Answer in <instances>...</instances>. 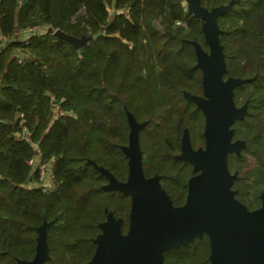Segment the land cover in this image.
Masks as SVG:
<instances>
[{"label":"trees","instance_id":"16d2710c","mask_svg":"<svg viewBox=\"0 0 264 264\" xmlns=\"http://www.w3.org/2000/svg\"><path fill=\"white\" fill-rule=\"evenodd\" d=\"M229 1L200 4L210 9ZM216 22L224 75L250 78L235 89L238 103L248 100L247 114L234 123L240 125L237 136L245 135L255 148L251 153L262 155L264 0H237ZM34 25L45 29L26 41L11 40ZM56 29L76 37L100 34L78 48L57 37ZM2 36L10 41L0 49V264L31 260L43 222L50 223L43 264L88 262L109 212L127 231L131 198L104 190L108 179L96 168L126 180L121 146L128 143L127 111L146 122L139 130L145 176L159 174L173 205L185 201L193 173L177 158L183 128L193 146L204 140L203 114L184 91L202 88L193 42L209 47L200 18L183 0H0ZM16 48L28 49L30 58L18 63ZM249 120L260 125L244 129ZM22 126L27 137L16 135ZM38 155L56 159L50 192L29 186L36 179L29 160ZM256 174L264 178V157ZM209 251L204 235L164 251L161 264H209Z\"/></svg>","mask_w":264,"mask_h":264},{"label":"water","instance_id":"95a60500","mask_svg":"<svg viewBox=\"0 0 264 264\" xmlns=\"http://www.w3.org/2000/svg\"><path fill=\"white\" fill-rule=\"evenodd\" d=\"M230 0L210 9L200 0H186L188 10L201 20V30L209 47L207 53L193 42L196 65L202 71L204 96L184 91L205 115V146L193 148L189 132L184 128L181 137L180 160L188 161L193 172L188 179L185 202L173 205L160 186L159 176L146 177L142 168L139 130L146 124L138 122L127 111L129 122L128 143L121 150L128 158V175L120 181L105 167L96 168L106 176L104 190H118L131 198L129 226L121 233L122 220L112 213L100 224L94 254L85 264H161L164 251L179 248L193 241L204 231L209 241V264H264V188L260 194L261 206L249 210L237 200L231 189L236 174L227 167V155L236 153L244 145L242 140L231 141V124L242 119L246 105L236 107L233 88L246 78L223 80L226 64L219 42L220 29L216 19L231 9ZM54 34L81 48L93 36L80 37L56 29ZM49 222L37 227L35 253L31 260H18L19 264H43L48 258L46 228Z\"/></svg>","mask_w":264,"mask_h":264},{"label":"rangeland","instance_id":"374dc122","mask_svg":"<svg viewBox=\"0 0 264 264\" xmlns=\"http://www.w3.org/2000/svg\"><path fill=\"white\" fill-rule=\"evenodd\" d=\"M183 5L187 6L186 0H183ZM42 27H43V29H41V31H44L45 26H42ZM17 35L18 34H15L13 36H17ZM203 39L205 40L204 34H203ZM205 51L208 53L209 49L207 48V49H205ZM222 51H223V48H222ZM223 54H224V56L226 55L224 51H223ZM201 77H202V73H201ZM195 94H198V93H195ZM199 95H203L202 88H201V92L199 93ZM235 96H236V101L238 102L240 97H238V99H237L236 90L234 88V90H233V100L234 101H235ZM246 101L248 102V100H246ZM247 102H245L244 104L247 105ZM53 108L55 110V115L54 116L57 117V115L60 112L58 113L57 106L54 105ZM246 122H247V125H246V123L243 124V128L244 129L247 128V126L250 127L252 125H254V126H256V125L259 126L260 125V123H258V121H256V120L253 121V122L250 121V120L246 121ZM263 123H264V121H263ZM239 127H240V125H236V127H234V126L232 127L231 126V129L233 130L232 131L233 133L231 135V139L233 141L239 139V140H242L244 142V145L241 147L243 149L242 150L239 149V151L241 150L240 152L238 151L239 154H238V152L236 153L237 156L240 158L239 159L240 161L238 163L236 157H234L236 154H234V153L231 154L229 152L228 153L229 155H227V167H228L230 173L236 174L235 185L232 188L234 196H236L240 201H243L241 203H243L246 206L247 202L249 204V202H251L254 199L255 200L257 199L256 203L260 202L259 193L264 187V178L259 180V178H261V176L256 174L257 173V168H258L257 167V162L254 159L253 154L249 150V143H248L249 140H247L248 138L245 135L238 136L237 138H235V136H237V134L239 133V131H238ZM234 133H235V135H234ZM262 135H264V127H263V131H262ZM190 139H191V137H190ZM203 140H204V138H203ZM204 146H205V140L203 141V143H200V141H199V142H197L194 145L195 148H198V147H202L203 148ZM140 149H141V147H140ZM250 149L252 151L254 150L253 145L251 146ZM141 155H142V164H143L144 155H143V153ZM127 161H128V158L126 160V163H127ZM142 168H143V166H142ZM127 169H128V164H127ZM143 172H144V170H143ZM191 172L193 173L192 165H191ZM156 175L159 176V174H156ZM37 176H38V174H37ZM36 180L37 179H34L29 184V186L36 185ZM159 181H160V179H159ZM160 186H161L162 190L166 193L167 197L171 200L170 195L167 194V192L165 191L164 185L162 184L161 181H160ZM257 191L259 192L258 194L256 193ZM109 213H111V212H109ZM128 217H129V215H128ZM115 218L119 219V220H123L121 217H115ZM122 226H123V221H122ZM122 226H121V233H125L126 231H123V229H122L123 227ZM128 226H129V219H128V223H127V229H128ZM204 235L207 236V234L204 231H202L199 235L195 236L194 239L196 240V238H202ZM194 239H193V241H194Z\"/></svg>","mask_w":264,"mask_h":264},{"label":"built area","instance_id":"2783aa9c","mask_svg":"<svg viewBox=\"0 0 264 264\" xmlns=\"http://www.w3.org/2000/svg\"><path fill=\"white\" fill-rule=\"evenodd\" d=\"M126 14L128 15L127 9H126ZM41 29H43V27L38 25L21 28L15 32V34L18 35L12 36L11 40L26 41L29 36L37 33H42L43 31H41ZM7 41H10L9 37L2 36L0 38V49L4 47V44L5 42L7 43ZM13 53L18 63L23 62L24 59L26 60L27 58H30L31 55L28 49L23 50L22 48L14 49ZM21 122L22 120L20 121V124ZM22 129L23 131L19 134L16 133V135L17 136L26 135L27 137L29 135V132L25 131V126H22ZM29 164L34 165V169L36 170V179H37L36 186L40 187V189L45 193L54 190L56 186L55 175H54V167L56 165V159L54 157H51L47 160L46 159L42 160L38 155L37 157L30 159Z\"/></svg>","mask_w":264,"mask_h":264},{"label":"flooded vegetation","instance_id":"af4514ba","mask_svg":"<svg viewBox=\"0 0 264 264\" xmlns=\"http://www.w3.org/2000/svg\"><path fill=\"white\" fill-rule=\"evenodd\" d=\"M224 59H225V64H226V58H225V56H224ZM226 70H227V67H226ZM226 72V71H225ZM224 72V73H225ZM235 77H240V76H235ZM234 76H225L224 74H223V80H225V79H227V78H235ZM241 78H246L247 80L246 81H249V79L250 78H248V77H241ZM245 81V82H246ZM245 82H243V83H245ZM243 83H241V84H239V85H237V86H235L234 88L236 89L238 86H240V85H242ZM201 87H202V91H203V86H202V79H201ZM234 88H233V90H234ZM187 91V90H186ZM190 92V91H189ZM192 93V92H191ZM193 94H195V93H193ZM197 95H199V93L197 94ZM201 96H204V93H203V95H201ZM185 97V96H184ZM232 98H233V95H232ZM233 102H234V104H235V106L236 107H240V106H242V105H246V104H244L245 102H247L246 100H244V102H241V103H238L237 101H236V96H235V101L233 100ZM238 105V106H237ZM201 110V109H200ZM201 112H202V110H201ZM247 112H248V104L246 105V112H245V115L247 114ZM202 114H203V112H202ZM245 115H244V117H245ZM243 117V118H244ZM242 118V119H243ZM242 119H235L234 121H233V123L231 124V126L233 127H236L235 125H234V123L237 121V120H242ZM204 125H205V115L203 114V130H202V135H203V132H204ZM230 126V127H231ZM184 128H187V127H184ZM184 128H183V130H184ZM187 130H188V128H187ZM189 132V131H188ZM235 132V131H234ZM233 133V132H232ZM182 134H183V131H182ZM182 134H181V137H182ZM234 135H235V133H234ZM189 137H190V134H189ZM238 136H235V138H237ZM203 138H204V135H203ZM204 140H205V138H204ZM237 140H239V139H237ZM231 141H233L232 139H231ZM235 141V140H234ZM190 142H191V139H190ZM180 145H181V139H180ZM192 145V144H191ZM250 146H252V144H251V142L249 141V147ZM192 147L193 148H195L193 145H192ZM243 148H241V150H242ZM240 150V151H241ZM250 150V149H249ZM261 150H263V147H260V151ZM180 151H181V147H180ZM239 151V152H240ZM253 151H255V148H254V150ZM252 151V152H253ZM259 151V152H260ZM239 152H238V154H239ZM180 153V152H179ZM178 153V154H179ZM231 154L232 153H234V154H236V152L235 151H232V152H230ZM177 154V155H178ZM253 154V157H254V159L256 160V162H257V167L259 168V166H260V162H261V157H264V154H260V153H258V155H256V154H254V153H252ZM229 155V154H228ZM236 156H237V154H236ZM197 172H193V174H191L190 175V177L192 176V175H194V174H196ZM156 175V174H155ZM149 177V176H148ZM189 177V178H190ZM235 181H236V177L232 180V184H231V189L233 188V186L235 185ZM187 184H188V182H187ZM264 188V187H263ZM263 190V189H262ZM262 190L260 191V193L257 191L256 193L258 194L259 193V198H260V194H261V192H262ZM187 194V193H186ZM233 195H234V193H233ZM237 200H239L236 196H234ZM185 199H186V197H185ZM257 200V199H256ZM256 200L254 199V200H252V201H254V202H256ZM240 201V200H239ZM185 202V201H184ZM183 202V203H184ZM240 202H243V201H240ZM182 203V204H183ZM243 204V203H242ZM261 206V198H260V202H258V203H255V205L254 206H250V202H249V205H248V202H247V205H246V207L249 209V210H254V209H257V208H259ZM195 240V239H194ZM193 242V241H192Z\"/></svg>","mask_w":264,"mask_h":264}]
</instances>
